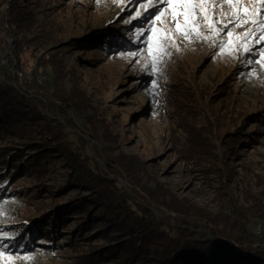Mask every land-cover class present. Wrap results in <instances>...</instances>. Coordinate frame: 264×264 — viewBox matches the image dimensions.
<instances>
[{"label":"rangeland","instance_id":"obj_1","mask_svg":"<svg viewBox=\"0 0 264 264\" xmlns=\"http://www.w3.org/2000/svg\"><path fill=\"white\" fill-rule=\"evenodd\" d=\"M10 1L0 0V68L19 79L17 68L27 75L34 69L39 83L56 82L64 114L52 111L51 97L44 102L47 116L80 137L108 178L155 218H182L171 205L205 217L225 210L264 248V69L255 63L261 45L229 55L218 47L226 32L216 41L179 38L180 50L169 47L171 56L153 72L143 55H130L147 47V35L137 34L150 27L155 9L134 18L146 0H29L30 32L13 31L20 12ZM72 94L79 112L70 111L65 96ZM22 127L27 138L0 133L2 168L14 152L25 151L1 171L0 244L6 254L18 257L13 264H114L90 259L118 242L112 234L123 233L113 214L101 217L102 201L110 199L90 181L81 186L70 179L80 170L70 169L65 153L35 131L37 124ZM30 142L47 143L39 166L27 162L35 151H26ZM146 189L155 199L146 198ZM109 190L104 192L111 196ZM78 202L80 214L55 216ZM85 210L93 217L83 225ZM24 256L34 259L19 258Z\"/></svg>","mask_w":264,"mask_h":264},{"label":"trees","instance_id":"obj_2","mask_svg":"<svg viewBox=\"0 0 264 264\" xmlns=\"http://www.w3.org/2000/svg\"><path fill=\"white\" fill-rule=\"evenodd\" d=\"M28 1H10L11 8H18L16 10L20 12L18 20L14 21L12 26L13 31L20 29V32L23 30L30 32V23L33 18H31ZM14 33L16 35L17 32ZM18 37L17 34L15 38ZM18 62L19 65L23 63L20 59ZM5 70L0 68V133L9 138H27L28 132L22 127L23 123L37 124L39 129L35 131L43 134L51 145H55L63 154L65 153L70 169L80 170L79 175L70 178L74 183L84 186L90 181L91 188L95 187L98 189L97 192L101 189L111 202L114 200L117 202L112 207L111 202L101 200L108 203V206L102 203L104 207L101 208L105 210V214L101 217H108L107 214L114 215V219L112 217L110 219L123 233L112 234V238L121 243L115 242L112 248L97 250L95 252L97 256L91 257V260L99 262L111 260L115 262L114 264H264V248L255 243L256 238L250 235L251 232L247 229L246 223L235 221L225 210H220L213 215L206 214L205 217L204 214H194V211H190L183 205H171V209L182 218L174 222L163 217L155 218L145 205L130 198L116 181L108 178L99 169L92 156L84 151L86 145L80 137L67 132L57 118L47 116L44 102H50L51 97L53 99L51 103H54L52 111L64 114L61 109L63 104L61 100L64 98L60 95L56 82L53 84L45 79L39 83L36 78L38 72L34 69L27 75L22 69L17 68L23 75V79ZM47 82L52 84L46 92L42 90V87ZM72 96H65L69 100L70 111L79 112L75 102H70V99L75 98L74 94ZM68 119L70 118H65L69 123ZM46 144V142H30V145H27L26 151L35 150L27 160L29 164L40 165V161L47 152L40 148ZM24 152L23 149L21 152H14L13 157L9 156L6 159L3 168L0 166V178H3L4 174L1 171L7 168L8 162L11 159H23ZM109 187L111 190L108 192L111 196L104 192L105 188ZM145 193L146 198L155 199L148 189ZM103 194L100 199H107ZM82 203L85 204L84 201ZM79 210L83 211L80 202L77 205L72 204L61 208L55 216L63 219L70 211L71 214H80ZM92 211H84L83 225L93 217ZM126 232L130 234H125ZM126 236L128 238H125Z\"/></svg>","mask_w":264,"mask_h":264},{"label":"snow or ice","instance_id":"obj_3","mask_svg":"<svg viewBox=\"0 0 264 264\" xmlns=\"http://www.w3.org/2000/svg\"><path fill=\"white\" fill-rule=\"evenodd\" d=\"M114 2L122 3L123 0ZM225 5L227 12L223 10ZM151 9H155V12L150 27L137 34L138 38L147 35V47L143 53L130 54L143 55L146 69L150 66L153 72H159L163 58L172 54L168 51L169 47L180 50L177 44L179 38L216 41L225 32L226 38H221L218 42L221 54L235 55L240 51L252 53L255 45H261L259 59L255 63L264 69V0H250L248 3L245 0H222L220 3L216 0H157L156 3L146 0L140 4L134 18L141 17ZM158 22L163 27L158 26ZM241 27L245 30L236 32ZM205 29L208 35L205 34ZM251 75H256L255 70ZM153 86H156L155 82ZM2 236L7 238L8 234L3 233ZM17 258L6 254L4 246L0 244V264H13ZM19 258L34 259L31 256Z\"/></svg>","mask_w":264,"mask_h":264},{"label":"built area","instance_id":"obj_4","mask_svg":"<svg viewBox=\"0 0 264 264\" xmlns=\"http://www.w3.org/2000/svg\"><path fill=\"white\" fill-rule=\"evenodd\" d=\"M255 231H259V228H256Z\"/></svg>","mask_w":264,"mask_h":264}]
</instances>
